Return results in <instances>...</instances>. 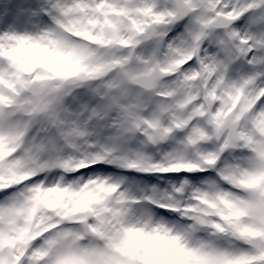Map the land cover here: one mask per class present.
Instances as JSON below:
<instances>
[{"label": "clouds", "instance_id": "1", "mask_svg": "<svg viewBox=\"0 0 264 264\" xmlns=\"http://www.w3.org/2000/svg\"><path fill=\"white\" fill-rule=\"evenodd\" d=\"M175 6V0H158L159 10ZM153 25L163 35L136 48L104 29L110 42L86 45L94 49L87 68L58 61L62 72L76 75L48 81L62 83L66 91L47 111L34 112L24 96L18 98L22 108L4 109L0 202L10 201L15 212L3 229L23 264H129L121 249L134 254L135 264H239L241 256L264 249V219L245 211L250 192L244 178L253 166L264 167L257 151L264 150V121L257 120L264 109V79L257 75L243 85L245 78L264 73V62L239 55L247 48L264 60V3L194 0L174 23ZM121 33L139 35L129 23ZM201 51L215 59V67L211 60L201 66ZM121 58L123 66L117 64ZM34 71L54 77L44 68ZM123 72L134 73L137 82ZM110 82L124 87L127 111L110 110L93 120L77 116L82 104L95 107L105 92L120 94L105 88ZM54 119H79L91 135L69 147L60 135L69 125ZM105 149L114 162L85 156ZM16 161L22 166L10 173ZM101 165L115 171H89ZM98 178L124 182L105 192ZM122 208L125 214L113 215ZM98 216L105 221L103 234L90 227Z\"/></svg>", "mask_w": 264, "mask_h": 264}, {"label": "snow or ice", "instance_id": "2", "mask_svg": "<svg viewBox=\"0 0 264 264\" xmlns=\"http://www.w3.org/2000/svg\"><path fill=\"white\" fill-rule=\"evenodd\" d=\"M193 2L194 0H175L174 8L159 10L158 0H12L9 13L0 16V121L7 116L4 109L23 107L18 103V98L21 96H24V103L30 105L34 112L47 111L52 104H59L66 89L62 83L50 84L48 81L50 79L63 81L76 75V72L74 70L62 72L63 66L58 61H66L73 69L89 67L94 49L87 48L86 45L93 41L97 44L109 43L110 41L105 39L104 29L112 32L113 40L136 48L147 41H156L163 35V32L158 31L157 26L153 25L154 21L157 24L167 21L170 25L188 12ZM260 2L264 3V0ZM116 17L119 19H114ZM124 23H129L132 30L139 35L124 36L121 33V25ZM173 49L174 45L170 44L169 50ZM201 55L204 56V59L200 61L202 67L209 60L212 61L213 67L216 66L214 58L204 55L203 51ZM239 55H246L253 63L264 62L254 55V51L247 48L240 49ZM136 59L141 63H151L143 57ZM195 63L194 57L190 64ZM117 64L123 66L125 60L121 58ZM37 67L52 71L54 77L35 72L34 69ZM221 67L223 71H227L226 65ZM257 75L260 79H264V73L249 76L243 80V85L253 84ZM122 76L137 82L134 73L123 72ZM233 87L237 92L242 90V87H237L235 84ZM105 88L117 89L120 94L107 91L95 107L87 103L82 104L76 115L87 116L88 120H93L105 118L110 110L127 111L121 98L122 95H126L122 84L110 82L105 85ZM259 103L264 104V96H261ZM257 120L264 121V109H261ZM54 122L61 127L69 125L60 133L69 147L77 148L75 140H86L91 135L86 124L82 125L79 119H74L72 122L54 119ZM146 123L155 124V121ZM136 126L139 124L137 123ZM257 151L259 157L264 158V150L257 149ZM85 156L87 159L114 162L107 149L96 154L86 153ZM21 166V161L13 162L8 166L9 172L13 173ZM97 170L109 171L102 165L99 168L89 169V171ZM153 177L148 175L145 178L152 179ZM244 178L247 190L250 192L245 211L256 219H264V167L260 164L253 166L244 173ZM123 182L124 178L114 182L110 179L98 178L96 184L99 190L106 192L115 184ZM125 211L123 208L119 212L112 210L114 216L123 215ZM14 212L13 203L0 202V264H23V258L20 257L11 233L3 229V223L5 220H10ZM104 222L103 217L98 216V223L90 227L98 234H103L100 230ZM130 246L136 248L143 245L130 244ZM121 251L130 257L129 264H135L133 253L127 252L126 249H121ZM38 255V252L34 254L33 259ZM249 259L251 264H264V249L256 251L253 257L241 256L239 264Z\"/></svg>", "mask_w": 264, "mask_h": 264}, {"label": "rangeland", "instance_id": "3", "mask_svg": "<svg viewBox=\"0 0 264 264\" xmlns=\"http://www.w3.org/2000/svg\"><path fill=\"white\" fill-rule=\"evenodd\" d=\"M12 0H0V16L7 15L10 11ZM109 171H115L114 169H109ZM147 179V178H146ZM150 181H155V177L148 179Z\"/></svg>", "mask_w": 264, "mask_h": 264}]
</instances>
